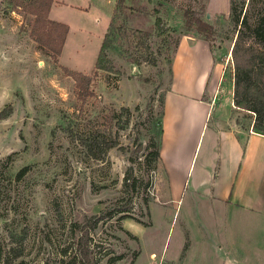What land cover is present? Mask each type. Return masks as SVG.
I'll return each mask as SVG.
<instances>
[{"label":"rangeland","instance_id":"374dc122","mask_svg":"<svg viewBox=\"0 0 264 264\" xmlns=\"http://www.w3.org/2000/svg\"><path fill=\"white\" fill-rule=\"evenodd\" d=\"M116 1L51 6L68 25L56 63L32 0H0V264L15 250L9 264H80L79 250L89 264H264V218L223 223L194 189L217 129L257 130L233 101L230 7L252 25L264 0ZM110 22L108 61L80 95L65 68L91 75ZM189 56L207 64L203 103L201 70L176 82Z\"/></svg>","mask_w":264,"mask_h":264},{"label":"crops","instance_id":"0c3cea01","mask_svg":"<svg viewBox=\"0 0 264 264\" xmlns=\"http://www.w3.org/2000/svg\"><path fill=\"white\" fill-rule=\"evenodd\" d=\"M57 1L64 2V0H53L51 6ZM191 59L184 63L183 67L180 68L182 70L178 68L176 82L178 76H181L184 79L183 84L188 83V67L195 68L196 71L201 70V81L197 97L193 99L203 103L200 96L204 90V80L206 79L204 74L207 70V64L196 66L194 65L195 60ZM196 59H199V57ZM201 62L207 63L208 60H200ZM176 92L177 90L174 87L168 106L171 104ZM217 131L221 136L217 137L213 132L214 139L210 149L211 159L207 161L203 168L199 169V174L195 178L194 189L199 190L201 197L213 204L215 208L214 216H220V209L222 210L223 218L221 221L223 223L229 225L233 222H239L240 217L238 214L245 213L247 208L255 210L258 216L260 214L259 220L262 217L264 218V135L252 131L244 138V135L234 134L227 129H217ZM185 182L184 179L182 182L180 181V184L185 185ZM229 229L231 231L228 230V236H231L229 232H233L235 228L232 225Z\"/></svg>","mask_w":264,"mask_h":264},{"label":"trees","instance_id":"16d2710c","mask_svg":"<svg viewBox=\"0 0 264 264\" xmlns=\"http://www.w3.org/2000/svg\"><path fill=\"white\" fill-rule=\"evenodd\" d=\"M122 0H117L118 5ZM33 9L32 13L35 16V25L40 21V18L44 19L43 31H45L47 40L49 43L43 44L44 47L51 45L49 50L53 61L58 62L61 49L63 47L66 35L68 33V25L62 22L50 20L48 18V12L53 0H32ZM232 19L236 26V37L231 48V55L234 61V94L233 101L238 108L252 111L255 116L253 119V128L257 129L256 132L263 133L264 128V17L257 20L250 25L247 17L243 16L240 20V12H237L233 3L230 7ZM193 14V16H189ZM186 24L189 27H193L197 31L203 32L206 35H211L213 30L212 26L200 17L194 16L193 11H186L185 13ZM242 25L237 28L238 23ZM112 22L109 23L107 32L104 34L97 58L94 63V67L91 71V75L84 74L77 70L66 69L68 75H70L77 86V91L81 95L83 91L88 93L87 86L89 84L92 75H96L97 71L104 69L103 61H108L105 53V49L108 47L107 36L111 29ZM59 30L55 33L54 30ZM248 37L251 41H247ZM37 40V38H36ZM7 109L4 108L0 114L2 117L7 115ZM158 156V151L154 154ZM125 190H127V178L124 180ZM26 234V229L22 230ZM23 234V235H24ZM21 235L20 239L23 240L24 236ZM23 250H15L12 258L4 259V262L11 263L12 259L21 256ZM80 264H89L87 253L79 250ZM3 262L2 252L0 250V263Z\"/></svg>","mask_w":264,"mask_h":264},{"label":"water","instance_id":"95a60500","mask_svg":"<svg viewBox=\"0 0 264 264\" xmlns=\"http://www.w3.org/2000/svg\"><path fill=\"white\" fill-rule=\"evenodd\" d=\"M134 73H138V70H134Z\"/></svg>","mask_w":264,"mask_h":264}]
</instances>
